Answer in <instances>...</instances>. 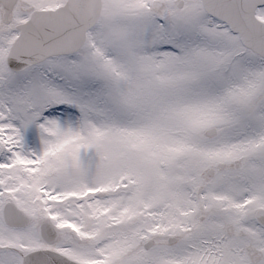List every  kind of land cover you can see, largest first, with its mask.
<instances>
[{
    "label": "snow or ice",
    "instance_id": "obj_1",
    "mask_svg": "<svg viewBox=\"0 0 264 264\" xmlns=\"http://www.w3.org/2000/svg\"><path fill=\"white\" fill-rule=\"evenodd\" d=\"M0 264H264V0H0Z\"/></svg>",
    "mask_w": 264,
    "mask_h": 264
}]
</instances>
